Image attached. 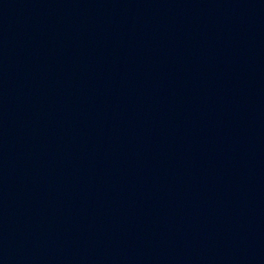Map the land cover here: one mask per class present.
I'll return each mask as SVG.
<instances>
[{"label":"water","instance_id":"water-1","mask_svg":"<svg viewBox=\"0 0 264 264\" xmlns=\"http://www.w3.org/2000/svg\"><path fill=\"white\" fill-rule=\"evenodd\" d=\"M0 264H264V0H0Z\"/></svg>","mask_w":264,"mask_h":264}]
</instances>
